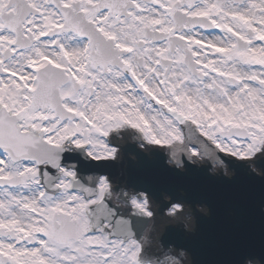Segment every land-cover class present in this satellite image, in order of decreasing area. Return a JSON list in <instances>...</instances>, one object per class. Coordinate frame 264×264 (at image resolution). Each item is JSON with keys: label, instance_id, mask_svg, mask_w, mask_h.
Segmentation results:
<instances>
[{"label": "snow or ice", "instance_id": "snow-or-ice-1", "mask_svg": "<svg viewBox=\"0 0 264 264\" xmlns=\"http://www.w3.org/2000/svg\"><path fill=\"white\" fill-rule=\"evenodd\" d=\"M0 264H264V0H0Z\"/></svg>", "mask_w": 264, "mask_h": 264}, {"label": "flooded vegetation", "instance_id": "flooded-vegetation-1", "mask_svg": "<svg viewBox=\"0 0 264 264\" xmlns=\"http://www.w3.org/2000/svg\"><path fill=\"white\" fill-rule=\"evenodd\" d=\"M126 140H127V141L129 140V141H131V142L133 143V145H131V147L134 146V142H133L130 138H127V137H125L124 139L120 140L119 142H124V141H126ZM131 147H130V148H131Z\"/></svg>", "mask_w": 264, "mask_h": 264}]
</instances>
